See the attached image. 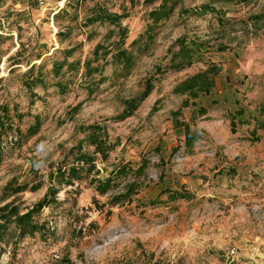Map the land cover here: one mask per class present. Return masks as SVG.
Masks as SVG:
<instances>
[{
	"label": "rangeland",
	"instance_id": "obj_1",
	"mask_svg": "<svg viewBox=\"0 0 264 264\" xmlns=\"http://www.w3.org/2000/svg\"><path fill=\"white\" fill-rule=\"evenodd\" d=\"M160 2L0 1V207L24 212L40 200L90 126L114 144L106 161L96 154L98 174L62 184L35 216L47 233L8 248L0 264H264V0H178L152 21ZM202 4L213 10L181 12ZM110 13L118 21H91ZM183 37L200 50L174 66ZM213 67L209 94L173 92ZM175 120L199 140L185 145ZM120 165L130 170L112 173L104 193L89 184Z\"/></svg>",
	"mask_w": 264,
	"mask_h": 264
},
{
	"label": "trees",
	"instance_id": "obj_2",
	"mask_svg": "<svg viewBox=\"0 0 264 264\" xmlns=\"http://www.w3.org/2000/svg\"><path fill=\"white\" fill-rule=\"evenodd\" d=\"M1 1V0H0ZM152 1V0H151ZM178 2V0H161L160 4L154 10L148 13L149 18L152 21H160L165 19L169 12V9ZM171 3V5H169ZM213 10L212 6L209 4H202L194 8L183 9L181 12H190L195 15H201L204 11ZM57 15V14H56ZM120 16L118 14H101L91 18V21L102 20L105 22H116ZM221 20V19H219ZM150 29L151 26H148ZM61 32L58 33L60 35ZM180 44L177 52L172 55V65L178 66L183 65L186 60L193 57L195 53L200 50V45L197 42L190 41L186 43V39H178ZM62 67V64H53V69L57 70ZM218 68L213 67L204 71L197 72L190 75L180 81L174 88L173 92L176 94L187 95L192 98H197L202 95H207L211 92V89L215 85V74ZM29 82L25 85L30 87L31 83L34 81H39V77L28 78ZM137 103L132 101L127 103L128 111L134 110ZM3 119V117H0ZM176 126L182 127L184 130V143L190 146L193 142L199 140L200 134L195 133L190 130L187 126L178 123L175 120ZM259 127L264 128V122H259ZM3 123L0 122V127L2 128ZM40 126V119L36 116L35 123L31 125L27 131L29 134H35ZM103 129L98 125L90 126V133L88 134L86 140L81 141L76 144V146L71 147L68 150V156L72 155L73 161L67 162L63 159L61 163H58L55 167V172L48 175V180L50 182L48 188L46 189L43 197L36 201L31 207L27 208L26 211L21 212L16 204L7 203L0 207V258L8 248L10 252L13 253L17 250L18 245L29 236L35 235V233L46 234L48 230L45 228L44 223H38L35 221V216L41 212L44 207L49 206L57 201V194L62 190L61 185L73 186L76 181L82 180L84 176L90 175L92 172L98 174L99 170L96 168V154L100 155L102 161L108 159L109 150L114 147V144L106 140V136L102 134ZM83 143L89 144L94 147L92 153H88L83 150ZM146 161L143 160L142 163L137 167L136 174H141L144 172L146 167ZM129 167L126 165L117 166V168L110 172L106 178H95L92 176L89 179V184H95V190L99 193H104L112 186V173L115 174V178L118 176L126 175L129 171ZM137 187L135 183L128 186L126 192L119 196L111 197L110 203H118L119 201H124V198H128L134 189ZM16 191H20L17 188ZM95 204H98L94 200ZM101 208L103 205L98 204ZM154 264H163L160 261Z\"/></svg>",
	"mask_w": 264,
	"mask_h": 264
}]
</instances>
